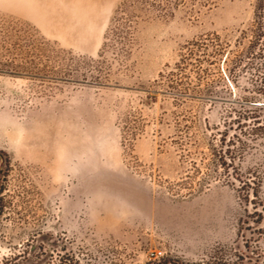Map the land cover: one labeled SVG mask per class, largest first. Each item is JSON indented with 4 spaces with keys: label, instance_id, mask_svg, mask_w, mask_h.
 Returning <instances> with one entry per match:
<instances>
[{
    "label": "rangeland",
    "instance_id": "rangeland-1",
    "mask_svg": "<svg viewBox=\"0 0 264 264\" xmlns=\"http://www.w3.org/2000/svg\"><path fill=\"white\" fill-rule=\"evenodd\" d=\"M123 1L0 0V264H264V147L222 152L263 101L264 6ZM213 37L228 77L178 67Z\"/></svg>",
    "mask_w": 264,
    "mask_h": 264
},
{
    "label": "trees",
    "instance_id": "trees-1",
    "mask_svg": "<svg viewBox=\"0 0 264 264\" xmlns=\"http://www.w3.org/2000/svg\"><path fill=\"white\" fill-rule=\"evenodd\" d=\"M180 4L184 5L183 0H170L169 9V7L165 5V3L163 4L162 2L155 3L150 2V0H124L118 6L115 19L119 23L123 19L124 15H128L130 10L142 13L144 7L146 6L150 7V10H156L159 15H172L173 11L177 9ZM210 4H212L210 0H203L201 6H208ZM263 6L264 0H258L259 9H261ZM258 19L261 20V16L258 17ZM259 24L261 25V21L259 22ZM126 33L130 32L126 31ZM258 35H262V32L259 31ZM260 38L261 37H256L252 43L258 44ZM261 45L264 46V44ZM200 55L204 56L203 59H200ZM225 55L226 57L224 58ZM205 57H207V59H204ZM244 57L246 56L235 55L231 57V51L227 49V45L221 42L219 37H213L210 39L205 38L204 40H202V42L193 41L192 43H189V45L186 47V53L181 56L178 67H184L185 65L200 66L203 64L208 65L213 63H223L222 73L226 77H228V74L231 72L230 65L242 63ZM191 59H193L195 63H189L188 60ZM256 93L259 94L258 97L256 96V99L262 98V103L259 105H252V107L242 110L238 113V116L235 119V123H237L238 127L241 128V132L246 138H242L237 135V141H235L234 139L230 140L227 143L228 148L222 149V152L224 151V155L226 153L229 154L232 152L234 154L243 156L245 155V152L250 149V146L253 145V141L254 143L260 142V144L264 147V82L258 87H256ZM248 119L250 120L249 125L245 123L247 121H242ZM230 145H236V147L234 149H231L229 148ZM222 157L224 158V156ZM222 164L223 166H225L227 162L225 160H222ZM250 171H252L251 174L255 173V169H251ZM250 171L245 173L244 178L240 177L243 180L242 182L245 186H249L253 182L251 181L252 175L250 174ZM254 195L256 196V192L254 193ZM261 212H264V207ZM159 264L168 263L163 262Z\"/></svg>",
    "mask_w": 264,
    "mask_h": 264
}]
</instances>
